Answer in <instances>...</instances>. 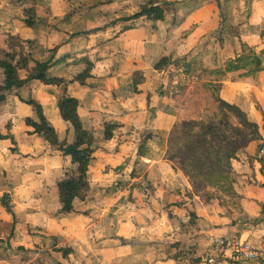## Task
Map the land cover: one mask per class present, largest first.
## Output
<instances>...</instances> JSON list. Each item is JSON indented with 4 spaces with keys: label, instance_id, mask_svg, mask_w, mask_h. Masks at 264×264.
<instances>
[{
    "label": "crops",
    "instance_id": "obj_1",
    "mask_svg": "<svg viewBox=\"0 0 264 264\" xmlns=\"http://www.w3.org/2000/svg\"><path fill=\"white\" fill-rule=\"evenodd\" d=\"M224 1L228 22L237 25L241 40L264 49V0ZM49 3L43 15L47 24L61 22L69 27L65 18L51 14ZM185 4V11L193 6ZM18 11L16 7L4 24L5 32H0V58L20 48L23 40L34 39L44 51L57 46L55 58L78 55L91 62V78L84 86L71 85L66 94L79 102L82 125L94 136L95 159L89 168V190L81 193L71 213L62 212L56 184L75 170L57 151L63 140L73 141L57 109L62 93L37 82L25 88L55 129L51 143L26 124L34 117L30 106L13 96L0 105V199L9 203L14 215L0 203V264H187L169 258L181 250L194 252L198 264H204L200 259L209 234L264 247V71L249 78L243 72L230 73L214 82L218 87L214 94L239 108L259 130L257 140L232 165L243 211L239 217L218 201L202 204L181 172L162 157L136 156V145L147 134L161 133L152 136L150 144L154 147L160 141L166 147V137L177 121L202 116L211 92L203 85L213 79L199 80L198 75L239 56L235 39L227 38L220 46L211 35L219 29L214 6L188 10L189 17L184 12L168 26V19L157 25L141 22L127 31H121L119 24L105 33L76 39H69L68 31L50 33L39 27L19 44L5 47V36L9 35L8 42L19 37L14 33V24L22 25ZM115 19L108 15L107 23ZM162 57L182 60V65L153 70ZM67 66L56 73L71 79L86 67ZM3 80L0 71V85ZM180 82L187 83L185 92L174 97L172 89ZM105 125L111 126L113 138L104 139ZM157 190L166 201L161 210L153 204ZM66 248L73 252L67 258L56 252ZM216 264L260 263L231 259Z\"/></svg>",
    "mask_w": 264,
    "mask_h": 264
},
{
    "label": "trees",
    "instance_id": "obj_2",
    "mask_svg": "<svg viewBox=\"0 0 264 264\" xmlns=\"http://www.w3.org/2000/svg\"><path fill=\"white\" fill-rule=\"evenodd\" d=\"M7 1L15 3L20 8L17 18L24 27L33 29L47 27L50 33L51 30L68 31L69 39L95 36L97 33H105L107 28L119 24H121L119 26L121 31H127L135 27L136 20L141 19L152 24L164 23L168 14L172 13L177 17L184 13L182 11L185 10L182 7L185 3V5L193 4V9L208 5L214 6L216 18L219 20V30L213 33L216 41L220 46H223L227 38L235 39L239 56L227 59L220 68L203 70L198 75L199 80H206L207 77L213 79L203 85L211 92L210 97L206 99V109L202 116L198 119L188 118L177 121L166 137V147L160 141L156 142L154 147L150 144L152 136H161V133L147 134L136 145V156L152 159L162 150V158L171 163L174 169L181 172L187 179L192 193L199 198L202 204L218 201L230 214L237 217L242 214L241 197L234 188L236 174L232 165L237 160L238 155L244 152L251 142L257 140L259 130L257 126L247 120L239 108L225 103L218 95L214 94L218 88L214 82L221 81L227 74L236 72H243V76L248 78L260 75L264 71V49L258 50L251 42L241 40L236 26L228 24L224 0H182L181 2H176V0H143L132 16L114 15L112 13L111 16L116 19L107 23V16L99 22L97 14V24L100 25L94 27L91 25L92 28L88 29L85 26L81 30H74L75 32L72 27L69 31L68 27H64L65 25L61 22L47 24L43 17L44 14L40 15L37 7L42 0ZM107 1H103V3ZM43 6L48 7V4L45 3ZM186 12L188 13L185 14V18L190 16L188 9ZM69 16L70 18L64 20L67 22L66 26L75 24L72 22V16ZM175 18L172 19L171 23ZM262 35L264 37V33ZM37 48L41 54L40 59L29 53L30 50ZM56 50L57 46L44 51L41 46L37 45L36 40L28 39L21 42L20 48L19 46L14 47L11 54H6L0 58V71L4 76L0 85V105L4 104L8 97L13 96L17 101L30 106L34 111V117L27 118L26 124L33 128L34 133L45 142L51 143L54 141L55 129L46 120L41 106L36 104L30 93L25 91V88L30 83L37 82L43 87L57 88L62 93V97L57 101V109L62 121L70 127L73 133V141L67 143L66 140H63L57 151L69 159L75 170L66 173L64 178L56 184V189L62 212L71 213L74 210V203L81 193L89 190V168L95 159V152L92 149L94 136L84 129L77 112L79 102L75 97L68 96L66 93H68V88L71 85L84 86L87 83L92 75V64L87 58H82L74 64L86 67L82 68L73 78L55 76L52 73L54 66L65 61L66 58H72V56L55 58L53 55ZM181 65L182 60L171 61L167 57H162L153 64V70L160 72ZM56 70L57 68L55 72ZM184 92L185 87L179 84L172 89L174 97H180ZM110 129L111 126H104V139L114 137ZM0 203L5 211L13 217L9 203L4 198L0 199ZM56 252H61L63 258H67L73 253L69 248L57 249ZM169 258L174 261H186L187 264L199 263V260L195 258V253L190 250H181Z\"/></svg>",
    "mask_w": 264,
    "mask_h": 264
},
{
    "label": "rangeland",
    "instance_id": "obj_3",
    "mask_svg": "<svg viewBox=\"0 0 264 264\" xmlns=\"http://www.w3.org/2000/svg\"><path fill=\"white\" fill-rule=\"evenodd\" d=\"M103 1H106V0H42L41 2L38 3L37 7H39L38 9V11L40 12L39 14L42 15L45 13V10H44L45 6H43V4L50 2L49 5H50L51 14L57 17L67 18V19L70 18L69 15H71L72 22L75 23L76 25L75 24L70 25L68 29H71L72 27L73 31L74 30L76 31V30H81V28L85 26H88V28H92L90 27L91 25H93V27L96 25H100V24H97L98 18H99V22H101L103 17H106L108 15H113L112 13H114V15L132 16L136 8L138 7V5L141 2H143V0H108L106 3H103ZM181 1L182 0H176V2H181ZM246 5H247V1H246ZM16 7L17 6L15 5V3H9L7 0H0V24H3L0 32L2 34L5 32L4 24H6L7 22H10L9 15L12 14L16 10ZM193 7L194 5L192 6L191 9H188V10L189 11L194 10ZM18 9H19L18 14H19L20 8L18 7ZM245 11L246 10H244L243 13H245ZM182 12H186V11H182ZM97 14H98V18L96 16ZM182 14L184 13H181V15L179 16H182ZM175 17L176 16L173 15L172 13L168 14V17H167L168 20L165 23V26H168L171 22L170 20ZM226 18H228V16H226ZM141 22H147V21L144 19L136 20L135 25H139L141 24ZM147 23L151 25H157V24H152L150 22H147ZM228 24H230V22H228ZM233 26H236L237 28V25H233ZM38 28L39 27H37V29ZM178 28L183 29V30L186 29L185 27H182V26H176L174 29H178ZM33 30H34L33 28H23L22 25L14 24V33L19 37L16 38L13 42H8L9 35H7L5 36V39L2 45L5 47H9L8 43L19 44L20 39L27 38V36H29ZM213 33L211 35L215 37ZM56 39H59V37L57 36L55 38H52V41H55ZM228 39H231V38H228ZM29 53L33 56L40 57L38 49L30 50ZM80 60L82 59L78 55L77 56L73 55L71 59L66 58L65 61L58 63L54 66V69L52 71L53 75L67 78L65 73H56L55 69L59 68L63 71H66L68 68L67 66L68 63H70L71 67L76 68V65L74 63ZM160 157H163L162 150L157 155H154L153 158L150 160L157 159ZM104 184L106 186V182ZM165 185H168V184H165ZM156 192H157V199L153 202V204L158 210H161L165 206L164 203L166 204V201L162 197L161 195L162 193L159 192V190H157ZM162 192L166 194L167 189L164 188Z\"/></svg>",
    "mask_w": 264,
    "mask_h": 264
},
{
    "label": "built area",
    "instance_id": "obj_4",
    "mask_svg": "<svg viewBox=\"0 0 264 264\" xmlns=\"http://www.w3.org/2000/svg\"><path fill=\"white\" fill-rule=\"evenodd\" d=\"M186 84L179 83L180 86H187ZM206 239L207 249L200 259V262L204 264H216L217 260L231 259L264 264V247L262 249L253 248L244 240L223 238L215 234L207 235Z\"/></svg>",
    "mask_w": 264,
    "mask_h": 264
}]
</instances>
